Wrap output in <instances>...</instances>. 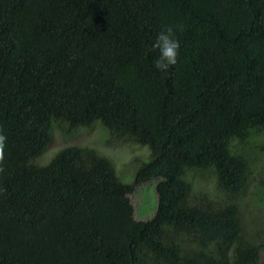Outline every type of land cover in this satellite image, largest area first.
<instances>
[{
  "label": "trees",
  "instance_id": "1",
  "mask_svg": "<svg viewBox=\"0 0 264 264\" xmlns=\"http://www.w3.org/2000/svg\"><path fill=\"white\" fill-rule=\"evenodd\" d=\"M168 25L164 72L151 44ZM96 121L149 148L133 183L88 146L36 162L54 130ZM0 132V264H259L232 198L264 136V0H0ZM206 170L229 201L191 203L185 176ZM150 179L137 220L129 194Z\"/></svg>",
  "mask_w": 264,
  "mask_h": 264
},
{
  "label": "rangeland",
  "instance_id": "2",
  "mask_svg": "<svg viewBox=\"0 0 264 264\" xmlns=\"http://www.w3.org/2000/svg\"><path fill=\"white\" fill-rule=\"evenodd\" d=\"M250 137L244 145L249 173L240 192L232 198V201L240 209L246 236L261 246L259 264H264V148L262 147L264 136L255 134ZM69 144L88 146L108 158L112 162L117 178L124 183H133L138 167L150 159L147 146L133 141L117 143L110 131L96 121L91 126L80 127L70 134L54 130L46 151L36 159V162L47 163L58 149ZM237 144L235 143L234 146ZM185 179L191 181L193 190L191 203L199 204L207 199L217 204L231 199L217 188L211 171L190 172ZM129 199L135 219L150 218L157 203L155 180L150 179L136 184L133 192L129 194Z\"/></svg>",
  "mask_w": 264,
  "mask_h": 264
},
{
  "label": "clouds",
  "instance_id": "3",
  "mask_svg": "<svg viewBox=\"0 0 264 264\" xmlns=\"http://www.w3.org/2000/svg\"><path fill=\"white\" fill-rule=\"evenodd\" d=\"M179 30H183V26H178ZM180 42L176 35V28L172 25L164 26L156 35L155 40L151 44V51L157 52L158 55L154 61V66L158 71L167 72L170 66L177 63ZM6 136L0 132V173L4 171L2 162L4 160V148L6 144ZM6 189L0 187V193H4Z\"/></svg>",
  "mask_w": 264,
  "mask_h": 264
}]
</instances>
